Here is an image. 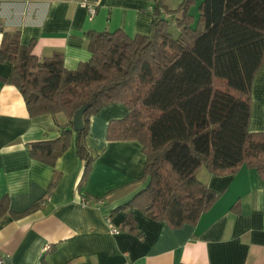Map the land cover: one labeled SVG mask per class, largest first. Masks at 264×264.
<instances>
[{
  "label": "trees",
  "instance_id": "trees-1",
  "mask_svg": "<svg viewBox=\"0 0 264 264\" xmlns=\"http://www.w3.org/2000/svg\"><path fill=\"white\" fill-rule=\"evenodd\" d=\"M190 4L186 0L173 12L164 0H153L148 35L87 32L90 59L73 71L64 68L62 54L38 59L32 43L20 44L18 31H2L0 63H10L12 72L0 81L18 90L29 117L63 114L69 120L58 139L29 145L32 159L53 167L75 132L85 181L97 159L85 143L90 118L114 103L128 110L108 123L106 141L137 142L145 157L133 184L147 186L116 210L126 212L122 230L139 237L129 210L179 229L196 225L214 206L221 195L197 180L201 168L217 177L254 169L264 184V132L248 131L250 89L264 62V0H203L195 28ZM161 10L172 17L164 19ZM174 22L176 38L169 32ZM84 105L75 129L74 115ZM57 180L55 174L49 193ZM6 208L4 198L0 217ZM231 210L237 211L235 205Z\"/></svg>",
  "mask_w": 264,
  "mask_h": 264
},
{
  "label": "crops",
  "instance_id": "crops-1",
  "mask_svg": "<svg viewBox=\"0 0 264 264\" xmlns=\"http://www.w3.org/2000/svg\"><path fill=\"white\" fill-rule=\"evenodd\" d=\"M152 6L153 0H97L88 20L80 1L0 0V44L2 31H18L20 44L32 43L35 57L60 53L64 68L73 71L90 59L87 32L148 35ZM11 72L10 63H0V79ZM250 97L248 131L264 132V62ZM127 114L114 103L90 118L85 143L97 159L82 181L75 132L53 167L29 153L32 143L58 139L69 120L63 114L29 117L18 90L0 81V202L7 201L0 217L1 264H264V184L254 169L217 177L201 168L197 180L221 196L194 226L172 229L129 210L141 236L122 230L126 212L116 210L147 186L133 184L145 163L141 146L106 141L108 123ZM48 194L35 212L18 217Z\"/></svg>",
  "mask_w": 264,
  "mask_h": 264
},
{
  "label": "rangeland",
  "instance_id": "rangeland-1",
  "mask_svg": "<svg viewBox=\"0 0 264 264\" xmlns=\"http://www.w3.org/2000/svg\"><path fill=\"white\" fill-rule=\"evenodd\" d=\"M186 0H164V5L167 6V8L170 11H176L179 6ZM191 4L189 7V14L192 16L193 19V23H192V28H195L197 26L198 23V17H199V13H198V8L201 4L202 0H190ZM169 31L171 33V35L175 38L176 36H178V28L174 23H171V26L169 28Z\"/></svg>",
  "mask_w": 264,
  "mask_h": 264
},
{
  "label": "built area",
  "instance_id": "built-area-1",
  "mask_svg": "<svg viewBox=\"0 0 264 264\" xmlns=\"http://www.w3.org/2000/svg\"><path fill=\"white\" fill-rule=\"evenodd\" d=\"M80 2L83 4V6L85 7V9L87 11L88 20H92L96 15V2H94L92 0H80ZM161 14H162L164 19H170L172 17L171 14L167 13L164 10H161ZM97 204H100V202H97ZM110 233L113 235H116L119 232L117 229L111 228ZM1 263H3V259H0V264Z\"/></svg>",
  "mask_w": 264,
  "mask_h": 264
},
{
  "label": "water",
  "instance_id": "water-1",
  "mask_svg": "<svg viewBox=\"0 0 264 264\" xmlns=\"http://www.w3.org/2000/svg\"><path fill=\"white\" fill-rule=\"evenodd\" d=\"M88 109V105L82 106L80 109H78L74 115V128L76 129L79 127L82 123V116L84 112Z\"/></svg>",
  "mask_w": 264,
  "mask_h": 264
}]
</instances>
